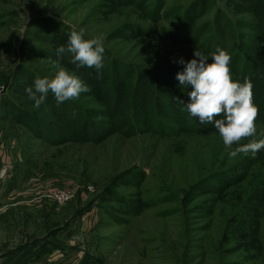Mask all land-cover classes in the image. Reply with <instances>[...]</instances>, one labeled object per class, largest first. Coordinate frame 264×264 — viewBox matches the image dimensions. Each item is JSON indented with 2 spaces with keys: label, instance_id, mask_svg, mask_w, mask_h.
<instances>
[{
  "label": "rangeland",
  "instance_id": "374dc122",
  "mask_svg": "<svg viewBox=\"0 0 264 264\" xmlns=\"http://www.w3.org/2000/svg\"><path fill=\"white\" fill-rule=\"evenodd\" d=\"M80 29L104 38L103 69L59 63L91 91L34 108L25 89L56 73ZM260 48L264 0H0V264H264V149L231 157L176 79L180 58L227 51L258 108L240 143L264 138ZM130 98L146 119L134 127Z\"/></svg>",
  "mask_w": 264,
  "mask_h": 264
},
{
  "label": "clouds",
  "instance_id": "9594fccd",
  "mask_svg": "<svg viewBox=\"0 0 264 264\" xmlns=\"http://www.w3.org/2000/svg\"><path fill=\"white\" fill-rule=\"evenodd\" d=\"M105 51L102 36L86 38L84 29L71 31L67 46L62 45L56 49V73L51 78L37 76L32 86L25 89L29 99L33 101V107L39 109L49 93L59 105L78 99L81 93L90 92V86L76 71L60 66L59 58L69 53L70 62L76 69L88 67L100 73L104 67ZM231 60L227 51L217 49L209 55L195 51L194 58L188 61L180 58L176 61L184 66L183 71L176 73L179 86L191 88L188 92L189 101L181 103L200 124H213L227 148L232 149L233 144L237 145L234 150H230L231 157L240 154L255 157L264 149V138L243 144L240 141L256 136L258 108L253 103L251 82L246 79L241 83L232 78L229 67ZM3 90L4 86L0 85V93ZM221 115L223 118L217 119Z\"/></svg>",
  "mask_w": 264,
  "mask_h": 264
},
{
  "label": "trees",
  "instance_id": "16d2710c",
  "mask_svg": "<svg viewBox=\"0 0 264 264\" xmlns=\"http://www.w3.org/2000/svg\"><path fill=\"white\" fill-rule=\"evenodd\" d=\"M214 24H215V21H214ZM227 25H225L223 28L221 27V25L220 24H218L217 25V22H216V28L214 29V33L218 30V29H220V28H222V33L223 32H225V30H227V29H224L226 26H228V23H226ZM261 50H260V52L259 53H261L262 55H263V53H262V50L264 51V49H262V48H260ZM257 51H259L258 49H257ZM237 54H239V55H241V53H237ZM240 57H242V56H240ZM254 61V60H253ZM246 60H244V62H243V65H246ZM260 61H254L253 63H252V65H254V67H255V69H259V73H260ZM108 65V64H107ZM110 65H113L112 63L110 64ZM114 70V68L112 69V71ZM96 71V70H95ZM241 76H242V74H241ZM117 77L116 76H108V79H105L106 80V83H107V85H108V87H109V89H110V91L112 92V94H113V92L115 93L117 90H122L121 92H123V93H125V91H127V84H123V82L124 81H120L119 80V84L118 85H116V81H117ZM131 86H132V90L133 91H131L133 94H134V90H139V88H140V83H139V81L138 80H134V82H133V84H131ZM121 92H118V95L117 96H114V98L116 99H119V98H122V95H121ZM117 93V92H116ZM131 93V94H132ZM126 95H128V94H126ZM126 97V96H125ZM143 97H146L145 95L143 96ZM113 98V97H112ZM132 98V97H131ZM131 98L129 99V102H128V112H127V121L125 122L126 124H128V125H130V126H132V127H134V126H136V123H137V120H139V121H141V122H145L146 121V119H137V117H136V112H135V108H134V105H133V102H132V100H131ZM127 100V99H126ZM143 101H145V100H149V98H143L142 99ZM89 121V120H88ZM148 121H150V119L148 120ZM83 122H86V126H88L87 124V120L85 119V120H83ZM151 123H152V121H150ZM126 131H124V133H125Z\"/></svg>",
  "mask_w": 264,
  "mask_h": 264
},
{
  "label": "built area",
  "instance_id": "2783aa9c",
  "mask_svg": "<svg viewBox=\"0 0 264 264\" xmlns=\"http://www.w3.org/2000/svg\"><path fill=\"white\" fill-rule=\"evenodd\" d=\"M71 191L72 189H57L52 193V196L54 197L53 200L56 199L59 202H64L70 198Z\"/></svg>",
  "mask_w": 264,
  "mask_h": 264
}]
</instances>
